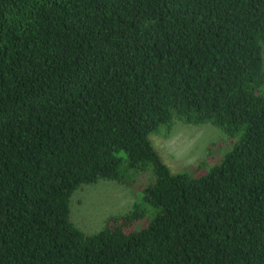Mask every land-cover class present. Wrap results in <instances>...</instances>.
Returning <instances> with one entry per match:
<instances>
[{
	"label": "trees",
	"instance_id": "16d2710c",
	"mask_svg": "<svg viewBox=\"0 0 264 264\" xmlns=\"http://www.w3.org/2000/svg\"><path fill=\"white\" fill-rule=\"evenodd\" d=\"M263 46L264 0H0V264H264ZM174 119L227 137L206 174ZM99 179L141 195L85 235Z\"/></svg>",
	"mask_w": 264,
	"mask_h": 264
},
{
	"label": "rangeland",
	"instance_id": "374dc122",
	"mask_svg": "<svg viewBox=\"0 0 264 264\" xmlns=\"http://www.w3.org/2000/svg\"><path fill=\"white\" fill-rule=\"evenodd\" d=\"M149 139L171 172H191L196 177L206 174L231 147L225 134L210 123L192 125L177 119L169 130L160 126ZM211 144L214 145L210 147ZM203 160L208 164L194 171ZM140 195L114 180L83 184L71 196L70 221L83 234H94L104 228L109 217L129 212Z\"/></svg>",
	"mask_w": 264,
	"mask_h": 264
}]
</instances>
